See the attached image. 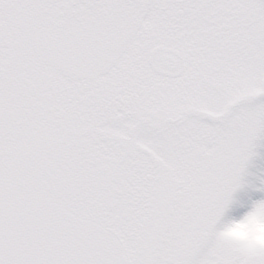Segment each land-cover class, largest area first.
<instances>
[{"label": "snow or ice", "instance_id": "obj_1", "mask_svg": "<svg viewBox=\"0 0 264 264\" xmlns=\"http://www.w3.org/2000/svg\"><path fill=\"white\" fill-rule=\"evenodd\" d=\"M262 147L264 0H0V264H264Z\"/></svg>", "mask_w": 264, "mask_h": 264}, {"label": "clouds", "instance_id": "obj_2", "mask_svg": "<svg viewBox=\"0 0 264 264\" xmlns=\"http://www.w3.org/2000/svg\"><path fill=\"white\" fill-rule=\"evenodd\" d=\"M221 234L241 246L264 250V207L251 205L239 216L226 215Z\"/></svg>", "mask_w": 264, "mask_h": 264}, {"label": "rangeland", "instance_id": "obj_3", "mask_svg": "<svg viewBox=\"0 0 264 264\" xmlns=\"http://www.w3.org/2000/svg\"><path fill=\"white\" fill-rule=\"evenodd\" d=\"M258 155L250 162L247 180L250 185H259L264 180V147L259 148ZM264 199V192L255 191L253 187H246L236 193V204L229 210L227 215H234L239 211L243 213L251 206L252 201ZM243 205V206H242Z\"/></svg>", "mask_w": 264, "mask_h": 264}]
</instances>
